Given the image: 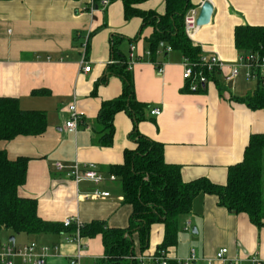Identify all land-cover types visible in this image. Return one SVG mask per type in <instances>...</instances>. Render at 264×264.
I'll return each mask as SVG.
<instances>
[{
    "label": "crops",
    "instance_id": "obj_1",
    "mask_svg": "<svg viewBox=\"0 0 264 264\" xmlns=\"http://www.w3.org/2000/svg\"><path fill=\"white\" fill-rule=\"evenodd\" d=\"M203 1L190 0V9L198 15ZM208 1L213 6L209 24L196 27L187 38L201 55L234 64L240 55L234 46V29L264 26V0ZM133 7L159 16L165 13L164 0H146ZM153 33V25L144 24L140 17L126 19L119 0L105 8L98 5L92 12L88 0L0 1V97L17 99L23 111L46 115L43 134L0 141V150L10 161L28 159L26 181L17 194L36 200L43 221L62 224L74 217L81 227L95 221L108 228L129 225L132 208L123 202L119 183L108 177L113 166L123 163L124 151L135 148L129 137L133 121L124 112L115 114L110 145L101 143L98 121L102 103L122 94L123 80L110 73L120 60L130 68L134 99L147 107L137 131L163 145L165 163L180 167L183 182L205 178L225 185L228 168L242 161L250 136L264 134V110H251L241 102L263 86L246 79L241 70L230 83L216 74L202 90L191 92L182 78L183 56L177 51L164 55L160 46L151 52ZM160 64L162 74L156 69ZM84 66L90 67L89 72H82ZM72 101L84 114L76 133L64 129ZM154 108L160 115H150ZM57 163L63 166L61 171ZM88 163L102 173V183L66 177L74 165ZM95 191L109 196L93 198ZM66 234L71 233H11L9 237L14 236L15 246L28 244L30 237L38 245H56L58 251L48 256L46 264H70L78 248L63 242ZM15 235L22 238L18 244ZM163 238L164 226L152 225L147 250L139 253L136 247L133 257L153 256ZM8 239L3 240L0 231V244L11 243ZM83 242L81 264H99L104 259L101 236L83 237ZM134 242L137 246L135 235ZM222 248L230 259L263 255L264 228L257 229L245 214L229 213L215 196L199 195L191 212L179 217L176 245L166 248L169 257L172 262L184 260L194 250L197 264H216L214 257ZM14 264L22 263L16 258Z\"/></svg>",
    "mask_w": 264,
    "mask_h": 264
},
{
    "label": "trees",
    "instance_id": "obj_2",
    "mask_svg": "<svg viewBox=\"0 0 264 264\" xmlns=\"http://www.w3.org/2000/svg\"><path fill=\"white\" fill-rule=\"evenodd\" d=\"M94 1L97 5L100 0ZM119 1L124 5L126 19L137 16L144 24L153 25L151 52L154 53L162 42L165 48L179 52L190 63L198 62L200 50L192 45L184 31V17L191 8L190 0H164L165 13L161 16L133 7L146 0ZM234 46L241 55L257 53L264 56V26H236ZM162 51L164 55L167 53L164 49ZM118 62L110 73L123 80L122 94L115 100L102 103L98 121L102 125L100 141L104 145L112 142L116 113L124 112L133 121L129 137L135 148L124 151L123 163L113 166L110 171L122 189L123 202L131 206L132 212L126 228H108L100 221L81 227L82 237L101 236L104 259L99 264H139L130 257L136 256V247L139 253L147 250L150 228L154 224L164 226L159 250L175 246L178 219L191 212L199 195L215 196L218 205L229 213L245 214L257 229L264 228V134L250 136L242 161L228 168L225 185H216L205 178L183 182L180 167L165 163L163 145L137 131L147 107L134 99L131 74L125 62ZM241 102L251 110H264V86L258 85L255 92ZM45 130L44 113L23 111L17 99L0 97V141H12L19 136L35 137ZM27 163L28 159L24 157L10 161L5 151L0 150V231L27 235L73 233L74 225L64 228L62 224L43 221L37 214L36 200L18 196V188L26 181Z\"/></svg>",
    "mask_w": 264,
    "mask_h": 264
},
{
    "label": "built area",
    "instance_id": "obj_3",
    "mask_svg": "<svg viewBox=\"0 0 264 264\" xmlns=\"http://www.w3.org/2000/svg\"><path fill=\"white\" fill-rule=\"evenodd\" d=\"M111 0H100L95 5L94 0H88L89 10L92 12L95 7L101 5L105 8ZM196 17L197 11L190 9L184 17V31L187 37H190L196 29ZM159 46L164 48L166 52H169V48H165L162 42ZM157 73H163L162 65L156 67ZM90 67L84 66L82 72H89ZM130 70V68H128ZM241 70H245L246 79L257 81L261 86H264V56L258 55L257 53H248L245 55H239L234 64H228L223 62L217 56H205L201 55L198 62L190 63L186 59L183 60V73L182 78L188 83L189 90L191 92H197L202 90L206 84L210 81V75L214 73L221 74L223 80L226 83L234 81L240 74ZM69 119L66 121L64 129L70 133H76L79 124L82 122L84 114L78 110L74 101L68 106ZM160 110L154 108L150 110V115L156 117L160 115ZM58 171L63 169L60 163L55 164ZM66 177L75 181H89L94 184L102 183L105 178L97 170L96 165L88 163L85 165H74L67 173ZM109 181H115L114 175H109ZM108 192L95 191L92 195L96 197H108ZM62 225L64 228H68L72 225L75 226V231L71 234L64 236L63 242L65 244H73L78 248V252L70 257V264H81L83 258V250L86 248L83 242V237L80 234L81 225L78 219L74 217L66 218ZM185 227H190V222L185 223ZM58 248L54 246L38 245L35 242H30L21 246H15L11 243L0 244V264H14V259H20L22 264H46L48 256L56 253ZM194 250H191L189 256L184 260H173L176 264H197V259L194 255ZM131 260H136L139 264H169L172 259L166 249L158 250L153 256L145 257H130ZM246 261L248 264H264V252L263 255H253L249 258L243 259H230L228 256V250L226 248L220 249L215 257L214 262L216 264H243ZM210 264V263H209Z\"/></svg>",
    "mask_w": 264,
    "mask_h": 264
},
{
    "label": "water",
    "instance_id": "obj_4",
    "mask_svg": "<svg viewBox=\"0 0 264 264\" xmlns=\"http://www.w3.org/2000/svg\"><path fill=\"white\" fill-rule=\"evenodd\" d=\"M212 13H213L212 4L208 0L203 1V3L199 8L198 15L196 17V22H195L196 27H201L209 24ZM8 241L14 244V236L9 237Z\"/></svg>",
    "mask_w": 264,
    "mask_h": 264
},
{
    "label": "rangeland",
    "instance_id": "obj_5",
    "mask_svg": "<svg viewBox=\"0 0 264 264\" xmlns=\"http://www.w3.org/2000/svg\"><path fill=\"white\" fill-rule=\"evenodd\" d=\"M118 188V187H117ZM178 221H179V219H178ZM1 233H2V236H3V240H7L8 238H9V235L12 233L11 231H8V230H2L1 231ZM15 237H16V242H17V244L20 242V239H22V238H19V236H17V235H15ZM22 237H25V236H23L22 235ZM29 239V240H28ZM28 240V241H27ZM33 241H35V238L34 237H30V238H26V243H30V242H33ZM39 242V244H48L47 242H45V241H38Z\"/></svg>",
    "mask_w": 264,
    "mask_h": 264
}]
</instances>
